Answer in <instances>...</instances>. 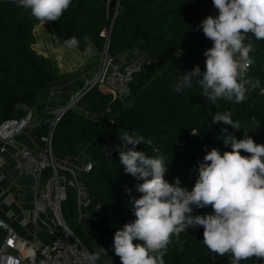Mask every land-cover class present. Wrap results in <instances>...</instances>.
I'll list each match as a JSON object with an SVG mask.
<instances>
[{"label": "trees", "instance_id": "obj_1", "mask_svg": "<svg viewBox=\"0 0 264 264\" xmlns=\"http://www.w3.org/2000/svg\"><path fill=\"white\" fill-rule=\"evenodd\" d=\"M72 0L57 22H49L59 44L72 36L84 50L89 37L100 52L104 50L109 32L108 52L114 57L137 49L150 56L133 75L130 93L125 99L92 87L81 98L93 113L92 119L69 108L58 120L52 135V149L66 157L85 153L92 169L82 172L94 204L100 207L91 219L77 221L76 194L68 189L62 211L66 223L90 253L107 250L112 264H121L113 250L114 233L127 222L135 220L131 199L141 195L135 190L137 181L125 174L114 146L122 143L119 136L128 131L145 137L151 144L138 145L148 156L163 154L168 171L165 179L174 183L179 178L189 190L198 178V165L212 148L221 154L231 151L225 146V133L243 139L245 133L256 143L264 144V40L251 42L250 53L255 63L248 76L258 82L250 88L247 99L240 104L218 100L211 105L201 96L198 85L176 93L172 85L185 71L199 65L205 68L204 51L212 46L197 26L208 15L215 16L212 0ZM39 22L29 12L17 7L13 0H0V124L20 118L31 111L40 90L52 83L56 71L52 60L34 48V27ZM179 57V59H175ZM228 112L241 124L240 130L230 125L213 124L215 112ZM50 122L41 135H47ZM191 131H198L193 135ZM109 147L110 155L103 150ZM242 155H248L242 152ZM126 188L132 189L131 193ZM211 207L194 209V214L210 213ZM107 257L101 258L103 264ZM165 264H230L231 254L220 256L203 243V228H188L179 238L173 237L164 256ZM264 260L252 257L240 264Z\"/></svg>", "mask_w": 264, "mask_h": 264}, {"label": "clouds", "instance_id": "obj_2", "mask_svg": "<svg viewBox=\"0 0 264 264\" xmlns=\"http://www.w3.org/2000/svg\"><path fill=\"white\" fill-rule=\"evenodd\" d=\"M17 7L29 12L36 21L57 22L70 7L72 0H13ZM215 16L208 15L197 26L212 46L203 53L205 68L199 65L185 71L172 85L176 93L190 90L194 85L211 105L218 100L237 104L247 99L250 88L258 82L248 76L255 63L250 55L255 51L251 38L264 40V0H212ZM89 45V37H84ZM80 41L72 36L64 41L68 49L79 47ZM213 124L230 125L240 130L228 112L219 111L211 118ZM196 135L198 131H191ZM225 133L223 142L231 151L222 154L212 148L198 165V178L189 190L165 179L168 164L163 154L150 157L138 145L151 144L144 136L122 132V143L114 146L119 153L125 174L137 181L133 197L135 220L127 222L114 233L113 250L121 264H165L164 256L173 237L179 238L188 228H203V243L212 252L231 254L230 264H240L252 257L264 260V144H258L245 133L237 139ZM110 155L109 147L103 149ZM242 152L248 155H242ZM128 193L132 189L126 188ZM211 207L210 213L194 214V209ZM112 264L107 250L100 247L94 253H85L86 264Z\"/></svg>", "mask_w": 264, "mask_h": 264}, {"label": "built area", "instance_id": "obj_3", "mask_svg": "<svg viewBox=\"0 0 264 264\" xmlns=\"http://www.w3.org/2000/svg\"><path fill=\"white\" fill-rule=\"evenodd\" d=\"M102 35L106 36L107 43L100 52L96 73L76 94L73 104L92 87L110 92L116 98L125 99L130 93L134 73L145 65V60L119 62L108 52L109 32H103ZM59 118L58 116L51 122L49 132L43 138L47 142L43 151L15 144L16 138L33 119L31 111L20 118H11L0 124V151L10 150L17 173L32 178L33 227L32 237L29 238L0 217V228L5 231L0 244V264H86L84 255L90 251L66 223L62 203L71 188L76 194L77 221L92 218L94 210L100 204L93 203L87 186L81 180V174L90 171L93 164L85 159L78 169H73L55 160L51 140ZM40 230L50 240L39 243L37 237Z\"/></svg>", "mask_w": 264, "mask_h": 264}, {"label": "crops", "instance_id": "obj_4", "mask_svg": "<svg viewBox=\"0 0 264 264\" xmlns=\"http://www.w3.org/2000/svg\"><path fill=\"white\" fill-rule=\"evenodd\" d=\"M35 43L33 48L52 60L56 78L52 83L40 90L31 109L33 119L29 126L17 138V146L29 147L35 151H43L47 142L41 135L43 127L60 116L66 108H74L85 116L98 119L100 114L93 113L81 99L73 104L76 94L82 90L96 73L100 51L92 44L82 50L68 49L57 42L49 23L39 22L33 29ZM150 56L137 49L127 50L116 56L119 62L145 60ZM106 92V91H104ZM2 142L0 141V146ZM55 160L66 167L78 169L87 159L85 153L77 157H66L54 153ZM32 178L26 174H18L12 154L0 151V217L13 225L17 231L31 238ZM39 243L50 240L41 230L38 232ZM5 231L0 228V244Z\"/></svg>", "mask_w": 264, "mask_h": 264}, {"label": "water", "instance_id": "obj_5", "mask_svg": "<svg viewBox=\"0 0 264 264\" xmlns=\"http://www.w3.org/2000/svg\"><path fill=\"white\" fill-rule=\"evenodd\" d=\"M118 2L117 3V7H118V5H119V0H112V4L113 3H115V2ZM175 59H179V57H175ZM69 108H66L62 113H60V116L59 117H61L67 110H68Z\"/></svg>", "mask_w": 264, "mask_h": 264}, {"label": "rangeland", "instance_id": "obj_6", "mask_svg": "<svg viewBox=\"0 0 264 264\" xmlns=\"http://www.w3.org/2000/svg\"><path fill=\"white\" fill-rule=\"evenodd\" d=\"M252 264H261L259 261H257V262H253Z\"/></svg>", "mask_w": 264, "mask_h": 264}]
</instances>
